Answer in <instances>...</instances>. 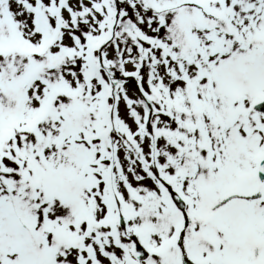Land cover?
I'll use <instances>...</instances> for the list:
<instances>
[{
  "label": "snow or ice",
  "instance_id": "6c2138e0",
  "mask_svg": "<svg viewBox=\"0 0 264 264\" xmlns=\"http://www.w3.org/2000/svg\"><path fill=\"white\" fill-rule=\"evenodd\" d=\"M0 264H264V0H0Z\"/></svg>",
  "mask_w": 264,
  "mask_h": 264
}]
</instances>
